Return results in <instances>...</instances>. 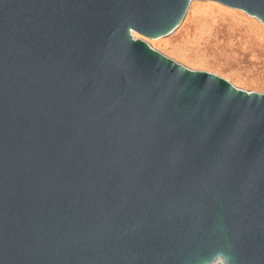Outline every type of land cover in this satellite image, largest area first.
Here are the masks:
<instances>
[{
    "label": "water",
    "instance_id": "95a60500",
    "mask_svg": "<svg viewBox=\"0 0 264 264\" xmlns=\"http://www.w3.org/2000/svg\"><path fill=\"white\" fill-rule=\"evenodd\" d=\"M192 1L0 0V264H264V94L141 39Z\"/></svg>",
    "mask_w": 264,
    "mask_h": 264
},
{
    "label": "rangeland",
    "instance_id": "374dc122",
    "mask_svg": "<svg viewBox=\"0 0 264 264\" xmlns=\"http://www.w3.org/2000/svg\"><path fill=\"white\" fill-rule=\"evenodd\" d=\"M141 39L188 69L209 72L238 89L264 94V25L242 10L193 0L173 33Z\"/></svg>",
    "mask_w": 264,
    "mask_h": 264
},
{
    "label": "bare ground",
    "instance_id": "6f19581e",
    "mask_svg": "<svg viewBox=\"0 0 264 264\" xmlns=\"http://www.w3.org/2000/svg\"><path fill=\"white\" fill-rule=\"evenodd\" d=\"M191 4V3H190ZM190 4H189V6H190ZM188 9H189V7H188ZM135 37H137L136 35H135Z\"/></svg>",
    "mask_w": 264,
    "mask_h": 264
}]
</instances>
